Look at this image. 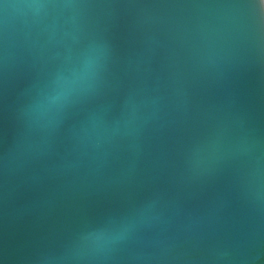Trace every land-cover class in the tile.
<instances>
[{
	"label": "water",
	"instance_id": "95a60500",
	"mask_svg": "<svg viewBox=\"0 0 264 264\" xmlns=\"http://www.w3.org/2000/svg\"><path fill=\"white\" fill-rule=\"evenodd\" d=\"M0 264H264V0H0Z\"/></svg>",
	"mask_w": 264,
	"mask_h": 264
}]
</instances>
